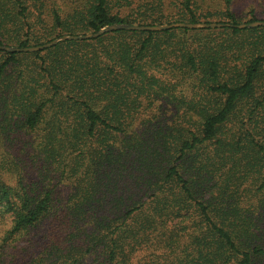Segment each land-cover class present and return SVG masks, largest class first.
I'll list each match as a JSON object with an SVG mask.
<instances>
[{"label":"trees","instance_id":"1","mask_svg":"<svg viewBox=\"0 0 264 264\" xmlns=\"http://www.w3.org/2000/svg\"><path fill=\"white\" fill-rule=\"evenodd\" d=\"M264 0H0V264H264ZM231 25V26H230Z\"/></svg>","mask_w":264,"mask_h":264},{"label":"water","instance_id":"2","mask_svg":"<svg viewBox=\"0 0 264 264\" xmlns=\"http://www.w3.org/2000/svg\"><path fill=\"white\" fill-rule=\"evenodd\" d=\"M229 26L227 24H220V23H211V24H187V23H174L170 25H158V26H138V25H128V24H115L111 26H107L105 28H102L101 30L95 32V33H89L86 35H78V36H63L59 39H55L47 44H44L42 46H36V47H29V48H16V47H7V46H0V50L7 51V52H38L43 49L49 48L58 42L65 41V40H90L94 38H98L106 33H110L113 31L118 30H124V31H148V32H159L162 30H167L175 27H182V28H188V29H203V28H222ZM231 26V25H230ZM258 26H264V22H252L249 24H241L237 27L239 29L244 28H255Z\"/></svg>","mask_w":264,"mask_h":264}]
</instances>
